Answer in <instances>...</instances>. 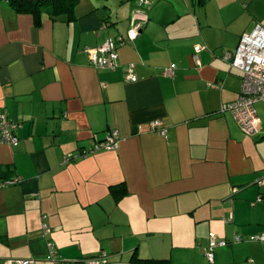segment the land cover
<instances>
[{
    "label": "crops",
    "instance_id": "crops-1",
    "mask_svg": "<svg viewBox=\"0 0 264 264\" xmlns=\"http://www.w3.org/2000/svg\"><path fill=\"white\" fill-rule=\"evenodd\" d=\"M137 1L79 0L37 23L0 0V116L19 139L0 143V264H210L213 236L243 239L213 264H264L249 241L264 233V123L254 139L221 111L242 89L224 55L264 27V0H153L118 67L95 68L87 48L126 38ZM153 121L166 136L139 131ZM115 130L118 150L82 155Z\"/></svg>",
    "mask_w": 264,
    "mask_h": 264
},
{
    "label": "built area",
    "instance_id": "built-area-1",
    "mask_svg": "<svg viewBox=\"0 0 264 264\" xmlns=\"http://www.w3.org/2000/svg\"><path fill=\"white\" fill-rule=\"evenodd\" d=\"M153 4V0H138L137 12L132 21L131 28L127 34V37L119 36L117 38L108 39L103 45L89 49L91 64L95 68L99 69H116L118 67V47L127 43L135 42L143 32L146 24L149 21L147 15L148 9ZM205 47L198 45L195 47L194 60L196 65L200 66V59L198 54L204 50ZM224 61L230 64V66L238 70L242 74V89L239 99L235 102L224 104L221 111L224 113H230L234 120L239 125L240 129L247 136L254 139L260 138L262 135V122L258 115L256 105L260 102L264 103V27L260 24H256L250 32L245 33L239 42V45L235 53H226L224 55ZM175 72V67H171L165 70L167 77H172ZM126 81L136 82L137 76L135 75V65H130L127 68ZM18 125L11 122L5 115L0 116V143L17 146L19 139L15 134ZM139 131H157L161 135L166 136V129L163 127L160 121H153L146 125H140ZM122 138L120 132L112 131L107 137L90 150H84L83 156L90 153L106 150L115 151L118 150L121 144ZM16 181H9L4 185H14ZM260 186H264V178L259 182ZM259 201H263V198H259ZM231 219H227L225 222L229 223ZM44 232H50L47 225H44ZM242 237H235L234 244L241 243ZM249 241L264 243V233L255 235L249 238ZM231 243L228 241H220L216 237H211L208 248L205 251V257L210 264L215 261L216 249L226 248ZM56 264L59 261L52 253L48 258ZM13 261H8V264H12ZM16 264H35L34 260H16ZM79 261L68 260L63 261V264H76ZM86 264H109L108 255L102 253L99 258L89 259L85 261ZM248 264H254L253 261H248Z\"/></svg>",
    "mask_w": 264,
    "mask_h": 264
},
{
    "label": "trees",
    "instance_id": "trees-1",
    "mask_svg": "<svg viewBox=\"0 0 264 264\" xmlns=\"http://www.w3.org/2000/svg\"><path fill=\"white\" fill-rule=\"evenodd\" d=\"M8 1L17 12L33 14L37 23H40L44 11L50 10L49 12H52L54 14L58 12L56 11L57 7L60 8V11L64 7L65 10L69 12H73V9L76 7L77 3L79 2V0H8ZM220 241H226V240H220ZM63 261L61 263H63ZM148 263L149 261L144 262V264H148Z\"/></svg>",
    "mask_w": 264,
    "mask_h": 264
},
{
    "label": "rangeland",
    "instance_id": "rangeland-1",
    "mask_svg": "<svg viewBox=\"0 0 264 264\" xmlns=\"http://www.w3.org/2000/svg\"><path fill=\"white\" fill-rule=\"evenodd\" d=\"M257 110H258L259 117H260L262 123H264V106L263 105H257Z\"/></svg>",
    "mask_w": 264,
    "mask_h": 264
},
{
    "label": "water",
    "instance_id": "water-1",
    "mask_svg": "<svg viewBox=\"0 0 264 264\" xmlns=\"http://www.w3.org/2000/svg\"><path fill=\"white\" fill-rule=\"evenodd\" d=\"M136 13H137V12H135V11H134V13H133V15H132V18H131V21H132V19H133L134 15H135ZM147 15H148V14H147Z\"/></svg>",
    "mask_w": 264,
    "mask_h": 264
}]
</instances>
